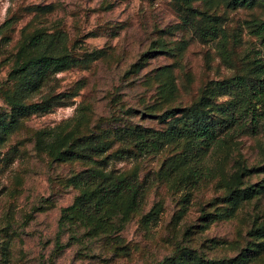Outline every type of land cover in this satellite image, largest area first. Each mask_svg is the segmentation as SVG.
Wrapping results in <instances>:
<instances>
[{"label": "rangeland", "instance_id": "rangeland-1", "mask_svg": "<svg viewBox=\"0 0 264 264\" xmlns=\"http://www.w3.org/2000/svg\"><path fill=\"white\" fill-rule=\"evenodd\" d=\"M263 22L264 0H0V124L17 60L48 47L71 62L23 97L48 107L0 134V264H264V103L238 116L251 92L230 82L264 66ZM196 113L223 125L212 142L140 153L122 137ZM104 176L133 177L134 203L97 205Z\"/></svg>", "mask_w": 264, "mask_h": 264}, {"label": "trees", "instance_id": "trees-1", "mask_svg": "<svg viewBox=\"0 0 264 264\" xmlns=\"http://www.w3.org/2000/svg\"><path fill=\"white\" fill-rule=\"evenodd\" d=\"M188 1V0H182ZM256 0H244L245 3L251 4ZM258 34H264V22L260 23L256 29ZM40 39V38H39ZM39 39H36L40 41ZM35 42V39H31L30 43ZM40 46V44H36ZM38 56H28L24 60H17L14 64V67L10 73V77H13L19 81V93L17 96L12 98L11 101V110L10 117L6 123L0 124V134L4 137L11 134L19 126V120L25 118L31 113H36L37 111H43L48 107L40 106L37 104H25L22 102L23 97H28L33 92H36L44 78L48 74L57 73L65 68H67L71 62L67 56H55L54 50L49 49L48 47L39 48ZM264 66L259 65L256 69L255 79L251 82H246L243 78H236L230 82H235V85L248 86L250 89L249 98L240 103L239 110L237 111L238 116H250V114L255 111V105L264 103ZM263 77V78H262ZM230 82L219 83L217 86L220 90H225L229 87ZM250 99L254 100L252 102ZM252 105V106H251ZM225 112V111H224ZM194 113V112H193ZM251 117L250 124L253 125L256 122V116ZM176 116L174 110L164 114V117L171 119ZM190 117L187 119H181V127L171 129L162 133L152 132L148 130H125L122 137L130 138L133 140L134 148L140 153H151L156 152L160 149L163 142H173L175 138L181 136L189 137L194 142H198L199 145L207 144L212 142L215 139L216 131L214 129L223 128V125H218L219 123H208L200 116L199 113L195 115L190 114ZM218 125V126H217ZM218 127V128H217ZM86 150H91L94 153L103 151L106 147L104 144H88L85 143L79 144ZM65 157L74 158L79 157L74 152H69V150L55 152V160H61ZM192 175V176H191ZM187 179H194L195 173L191 174ZM112 178V177H111ZM110 176L103 177L100 187L98 188V199L97 205H101L109 198H115L122 194H126L130 198V202L133 204L138 194V186L133 177L127 178H116L111 179ZM81 205V202L79 203ZM75 210V206L72 205L64 210H62V216L59 221V231L66 227L67 218H69L70 213ZM86 225L90 229H95L97 226L93 223L92 219L86 220ZM57 248H62L59 243H56ZM205 264H215L213 261H207Z\"/></svg>", "mask_w": 264, "mask_h": 264}]
</instances>
